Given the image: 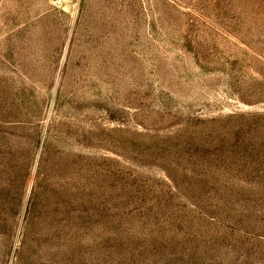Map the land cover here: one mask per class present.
<instances>
[{
    "label": "rangeland",
    "instance_id": "1",
    "mask_svg": "<svg viewBox=\"0 0 264 264\" xmlns=\"http://www.w3.org/2000/svg\"><path fill=\"white\" fill-rule=\"evenodd\" d=\"M0 264H264V0H0Z\"/></svg>",
    "mask_w": 264,
    "mask_h": 264
}]
</instances>
